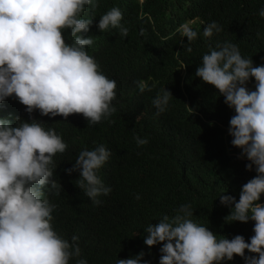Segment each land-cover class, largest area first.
<instances>
[{"label": "trees", "instance_id": "trees-1", "mask_svg": "<svg viewBox=\"0 0 264 264\" xmlns=\"http://www.w3.org/2000/svg\"><path fill=\"white\" fill-rule=\"evenodd\" d=\"M112 7L123 13L122 24L129 29L126 38L115 29L100 32L97 27L100 16ZM261 8L264 0H99L95 17L90 6L82 14V18H93L84 35L94 41L87 48L89 55L117 82L116 112L88 125L82 115L63 120L41 116L37 110L30 116L14 97L4 101L0 116L42 121L68 145L54 157L53 178L62 185L60 194L45 189V196L57 205L52 221L55 230L69 241L73 235L79 237V258L88 264H116L118 259L144 251L145 260L159 264L161 245L146 246L143 229L158 223L164 214L175 215L182 204H190L191 219L208 227L218 239L239 234L250 242L254 221L225 223L230 209L221 205L218 196L232 195L238 201L242 185L256 172L246 169L249 161L239 158L241 149L231 144L228 128L234 109L214 86L194 73L209 45L215 48L226 41L236 44L242 57L252 58L254 66L264 64ZM212 21L222 31L206 38L204 28ZM185 23L198 33L190 45L176 31ZM69 31L64 36L71 43ZM138 82L152 90L141 93ZM248 87L255 90L254 78ZM164 88L173 97L167 110L157 116L152 100ZM136 136L149 142L138 146ZM99 145L111 153L97 172L111 192L98 196L97 205L76 185L79 172L65 170L73 167L81 150ZM137 194L139 200L134 199ZM259 202L264 203V194ZM222 264L245 261L234 256Z\"/></svg>", "mask_w": 264, "mask_h": 264}, {"label": "clouds", "instance_id": "clouds-1", "mask_svg": "<svg viewBox=\"0 0 264 264\" xmlns=\"http://www.w3.org/2000/svg\"><path fill=\"white\" fill-rule=\"evenodd\" d=\"M89 6L95 17L99 0H0V110L6 99L14 97L30 116L37 110L41 116L63 120L82 115L88 125L116 112L117 82L87 51L94 44L91 36L84 35L93 23V18H82ZM258 15L264 18V8ZM122 20V11L112 7L100 16L97 27L100 32L115 29L126 38L129 29ZM67 30L71 43L64 36ZM176 31L187 37L189 45L198 37L187 23ZM221 31L212 21L203 36ZM194 75L214 86L234 109L228 128L231 144L241 149L239 158H246V169H254L256 175L242 185L238 201L232 195L218 197L230 209L225 223L254 221V235L250 242L239 234L218 239L191 219L190 204H182L175 215L164 214L158 223H149L143 229V242L149 248L161 245L159 264H222L234 256L245 264H264V203L259 202L264 194V64L254 66L252 58L242 57L238 46L226 41L215 48L209 45ZM252 78L255 90L248 87ZM137 86L141 93L152 90L144 82ZM172 97L166 88L157 93L152 100L155 115L167 110ZM134 139L138 146L149 142L139 136ZM67 147L55 129H46L42 121L0 116V264H70L72 260L88 264L79 258V237L73 235L69 241L55 230L57 205L45 196V189L60 194L62 185L53 178L54 157ZM110 154L104 145L83 149L73 167L65 170L79 172L76 185L97 205L98 196L111 192L97 175ZM144 256L140 251L116 264H150Z\"/></svg>", "mask_w": 264, "mask_h": 264}]
</instances>
